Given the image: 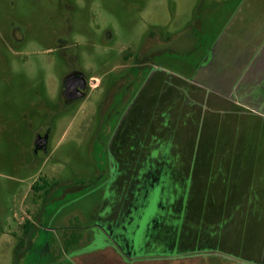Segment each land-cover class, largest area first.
<instances>
[{"label":"rangeland","instance_id":"1","mask_svg":"<svg viewBox=\"0 0 264 264\" xmlns=\"http://www.w3.org/2000/svg\"><path fill=\"white\" fill-rule=\"evenodd\" d=\"M230 2L0 0V264H74L72 246L83 257L98 245L97 254L111 255L121 251L119 243L90 245L94 231L111 246L108 231L136 216L140 256L118 264H262L233 256L261 249L260 212H246L254 198L241 196L247 189L232 165L261 157L258 102H249L257 106L251 110L243 100H205L193 85L173 103L136 102L153 66L182 76L199 66ZM76 70L93 78L88 96L67 104L64 79ZM138 110L151 114L141 127L152 125L153 114L157 122L166 115L160 129L173 130L170 137L184 149L154 150L162 165L110 166L118 135L125 142L134 131ZM235 120L236 132L228 134ZM48 129L49 152H36L37 136ZM132 151L120 154L144 158ZM180 155L187 163L164 165ZM213 158L217 164H207Z\"/></svg>","mask_w":264,"mask_h":264},{"label":"crops","instance_id":"2","mask_svg":"<svg viewBox=\"0 0 264 264\" xmlns=\"http://www.w3.org/2000/svg\"><path fill=\"white\" fill-rule=\"evenodd\" d=\"M229 1L232 2L229 4L230 6L228 11H225L226 7H223L224 10H222V12L225 13L226 21H224L226 24L220 28L216 39L209 48L207 56L205 55V58L203 57V61L200 62L199 66L191 68V71L188 74H184V76L172 73L167 69H161L157 65L153 66L149 73H147V76L145 77L141 86H139L137 89L138 96L136 97V102H145L144 99L150 97L151 99H160L169 103H173V101L181 100V98L184 97V85H193L195 88L198 87L199 91L204 96L203 99L205 98V100H210L213 102L221 99L234 102L243 100L247 102L248 106L246 107L251 110L255 109L254 107L257 106L249 102H258V112L261 115L259 120H261L264 125V0ZM221 4L222 6L224 5V3ZM174 81L179 88L177 91L178 94L176 93L175 97L173 96L175 93V85H173ZM160 95L163 96L161 97ZM233 115L234 114L232 113V116ZM124 116L121 119L120 125L124 121ZM146 116L151 117V114L138 110L136 116L133 117L134 131L126 135L127 137L125 142L123 140L119 141L122 136L120 137L118 135V140L116 141L118 145L116 148L118 147L117 149H119V153L117 156L114 155V157H110V166L119 163L125 165L155 166L157 163L161 164L162 162H157L159 153L154 150L161 148L184 149V146L176 144L179 141V143H181V140L175 141L176 137L175 139L173 138L174 140H172V137H170L169 134L173 133V130L160 129L162 124L164 125L166 123V119L164 120L166 115L164 117L161 115L160 118L163 119L158 120L157 122V114H153L152 120L153 118L154 120H149V124L152 122V125L149 127H141L140 125L143 122V117ZM167 116L170 117L171 114ZM181 116H183V112H181ZM210 116L215 118L214 113H211ZM249 116L253 115L250 114ZM220 118L221 116L217 114V124L220 122ZM169 121L170 119L167 122ZM213 122L215 123L214 120ZM232 122L233 125H231V127L229 123L230 130H228V134L233 131L236 132L237 122L236 120ZM120 127L122 126H119V128ZM175 130L178 133L177 137H179L180 133L178 128ZM183 135L184 130L181 132V137ZM114 140L115 138L110 140L111 143L109 141L110 147L113 146L112 143ZM228 141L229 145L224 147L231 146V140ZM262 143L264 144V139L262 140ZM210 148L213 149V146H210ZM220 148L221 146H219V149ZM260 148L263 150L260 159H254V161H251V164L243 162V164L240 166L237 162H234L232 165H236L237 169L234 168V171L237 170L236 173L242 177V180L238 179L239 181H242V184L245 186L242 191L247 189L245 193H241V196L243 195L244 197L245 195L246 198H254L252 203L248 201L247 205H251V208L249 207L248 210L247 207L246 212H260V229L262 230V235L260 238L261 249L258 254L245 253V256L240 254H233V256L244 257L245 260L252 262L259 260L262 264H264V145L260 146ZM129 149L133 150V154L137 153L135 150H138V152L144 155V158H141L140 156L138 157L136 155L132 157L123 156L122 154H124L125 151ZM121 150L124 153L120 154ZM160 158L164 159V157ZM164 161V165L170 166L176 164L179 165L180 163H187V161L184 162V158H182L181 155L176 157L168 156ZM196 163L200 164V162ZM196 163L194 162V164ZM215 163L216 162L214 161V158L213 160L207 162L209 165H214ZM152 171L154 172V169ZM230 179H233V183L231 184L230 188L235 187L237 182L236 178L231 177ZM230 188L229 191L232 190ZM112 190L116 191L118 195L122 194L119 189L114 188ZM108 191L111 192V189ZM117 194L115 195L117 196ZM138 194L140 195V192H138ZM172 196L173 195L170 197ZM170 204H168V206L165 205V211L172 209ZM237 206H241V204ZM135 211L141 214V206L139 209L133 206L132 212ZM163 211L164 209L159 210L161 213ZM139 219V216H136L132 220L123 224V226L121 225L119 228L117 227V229L110 228L107 225L108 229H113L108 231V234L113 237V239L111 238L112 240L115 239V242H112L111 246L107 245V241L102 240L99 237V229L94 231V236L90 245L103 244L105 246L104 248H112L115 247L114 244L118 242L121 247V251L117 250L116 248H112L115 253L113 252V254L108 256L105 254L99 255L97 254L99 250L96 249L101 247L98 245V247L89 253H85V256L83 257L82 255H79L80 249L73 251L72 246L70 247L69 253L73 254L74 257L72 256L73 258H70L69 256L71 255H69V261L74 264H112V262L109 261H113L118 264V261H124L125 257L128 262L129 260L137 259L135 257L140 255L139 252H135V249L138 248L139 245H142L138 238L139 232H135L136 228H142V223H139ZM106 224H104V227H106ZM111 224L112 222L110 225ZM100 225L103 227L102 223H100ZM124 228L129 229L130 231L128 230V232H125ZM150 228L151 227L149 226L148 229ZM125 233L127 236H125ZM121 237L122 240H119ZM108 239L110 241V237H107V240ZM46 245L45 247L48 249V244ZM103 260L107 261V263H103Z\"/></svg>","mask_w":264,"mask_h":264},{"label":"flooded vegetation","instance_id":"3","mask_svg":"<svg viewBox=\"0 0 264 264\" xmlns=\"http://www.w3.org/2000/svg\"><path fill=\"white\" fill-rule=\"evenodd\" d=\"M71 74H74V79L72 80V84H71L70 88L68 89L67 95L65 94V90H66L65 84L63 86V96H64L65 102L67 104L77 102L79 100L86 98L88 96V91H89V87H90V80H91V78H93V77L87 78V76L83 72L78 71V70L70 72L67 76H69ZM82 76L86 80V87L82 88V91L85 92V96L82 98H78L77 93L79 92V90H78L79 87L77 88V85H79V82H82ZM66 77H65V79H66ZM65 79H64V83H65ZM47 133L49 134V138H48V145H49V140H50V137L52 135V129H48L47 131H45L41 134H47ZM35 148H36V146H35ZM40 150H43V149H40ZM48 152H49V150H48ZM48 152H46V153H48ZM20 246H21V244H20ZM19 254L20 253H19L18 247H17V250L15 251V255L18 256Z\"/></svg>","mask_w":264,"mask_h":264},{"label":"water","instance_id":"4","mask_svg":"<svg viewBox=\"0 0 264 264\" xmlns=\"http://www.w3.org/2000/svg\"><path fill=\"white\" fill-rule=\"evenodd\" d=\"M74 79V74H71L69 76L66 77L65 79V94H68V89L70 88L71 84H72V80ZM79 87V92L77 93V97L78 98H82L85 96V92L82 91V88L86 87V80L85 78L82 76V82H79V85H77V88ZM48 138H49V134H39L36 138V142H35V151L38 152L40 149H43L45 152H48Z\"/></svg>","mask_w":264,"mask_h":264},{"label":"trees","instance_id":"5","mask_svg":"<svg viewBox=\"0 0 264 264\" xmlns=\"http://www.w3.org/2000/svg\"><path fill=\"white\" fill-rule=\"evenodd\" d=\"M56 183H57V182H56ZM33 188H34V189H38V188H40V186H39L38 183H35V184L33 185ZM27 227H28V226H27ZM28 230H29V228H28ZM69 245H70L69 243H65V247H66V248H68ZM52 258H53V257H52Z\"/></svg>","mask_w":264,"mask_h":264}]
</instances>
